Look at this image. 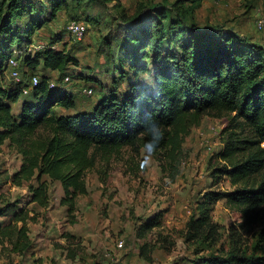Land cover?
I'll use <instances>...</instances> for the list:
<instances>
[{
  "label": "trees",
  "instance_id": "16d2710c",
  "mask_svg": "<svg viewBox=\"0 0 264 264\" xmlns=\"http://www.w3.org/2000/svg\"><path fill=\"white\" fill-rule=\"evenodd\" d=\"M30 1L0 0V14H5L0 37H7L0 42V147L10 143L22 156L21 166L10 180L19 187L29 184V203L49 207V184L43 180L47 176L61 183L64 204L73 210L77 197L88 192L86 175L96 167L99 155L107 163L123 148L138 150L151 139L142 123L149 115L164 130L155 153L161 152L174 163L191 129L200 126L204 118L233 115L232 124L224 130L226 142L211 158L209 167L212 186L226 178L233 189H211L204 194L198 213L187 224L185 238L199 246L220 242L222 227L213 221L212 214L222 200L240 212L243 227L250 226L264 203V55L222 25H189L184 15L174 21L164 10L155 15L145 11L140 21H126L117 34L121 41L115 61L130 75L127 95L112 96L88 114L59 116L55 109L76 107L74 97L59 84L78 61L65 48L57 47L63 42L58 35L35 57L14 56L16 49L33 44L34 32L45 24ZM56 1L55 10L67 3ZM24 11L35 14L36 20H21ZM43 20L49 21L45 17ZM12 56L20 60L24 78L36 75L34 70L42 65L58 74L57 85L52 88L50 77H40V83L28 95L23 94L28 81L4 86L7 61ZM142 73L151 74V85L139 81ZM20 96L26 100L20 114L15 115L12 104ZM33 181L37 184L32 185ZM11 207H0V217L11 215L0 223V244L24 255L33 248L29 222L36 220L31 216L34 208L10 212ZM158 224L154 219L146 223L139 236ZM233 241L230 251L210 255L204 263L264 264V257L247 254L238 239ZM142 256H147L145 248Z\"/></svg>",
  "mask_w": 264,
  "mask_h": 264
},
{
  "label": "rangeland",
  "instance_id": "374dc122",
  "mask_svg": "<svg viewBox=\"0 0 264 264\" xmlns=\"http://www.w3.org/2000/svg\"><path fill=\"white\" fill-rule=\"evenodd\" d=\"M57 2L30 1L37 10L34 13L45 24L34 32L33 44L16 49L14 56L35 57L51 39L62 37L63 42L57 47L65 48L78 64L71 65L64 75V78L70 76L71 82L65 83L63 79L59 84L74 97L76 107L55 109L59 116L88 114L112 96L127 95L130 75L115 61L121 41L117 34L126 21L128 24L140 21L145 11L155 15L156 11L164 10L174 21L184 15L189 25H222L264 55V28L257 26L259 19L264 20V0H67L55 10ZM35 14L24 11L20 19L36 20ZM1 19H5V14H0V22ZM74 20L84 21L90 27L81 41L67 33L68 24ZM5 38L1 36L0 42ZM152 62L148 60L149 64ZM34 73L52 81L58 78L57 73L42 65ZM139 81L153 83L150 73H142ZM13 82L10 75H5L4 86ZM84 88L93 89V94H85ZM24 100L26 97L20 96L12 104L15 115L20 114ZM232 119L233 115L204 118L186 137L176 163L166 160L161 152L147 153L143 147L123 148L107 163L99 155L96 167L86 175L88 192L77 197L73 210L64 204L61 183L47 176L43 180L49 184V207L29 203V184L19 187L10 180L20 168L22 156L16 146L5 143L0 147V207L14 206L10 212L22 207L34 208L31 216L35 215L36 220L29 222L31 251L20 255L0 244V264H205L206 257L218 255L222 250L230 251L234 238L247 254L263 258L264 203L254 222L243 227L240 212L222 200L212 214L213 221L222 227L220 242L211 247L199 246L185 238L187 224L198 213L204 194L211 189L223 192L233 189L226 178L212 186L209 169L211 158L226 142L224 130L232 124ZM10 218L11 215L0 217V223ZM153 219L159 224L140 237L138 233H142L143 225ZM120 241H124L122 248L118 246ZM143 248L147 252L145 257Z\"/></svg>",
  "mask_w": 264,
  "mask_h": 264
},
{
  "label": "built area",
  "instance_id": "2783aa9c",
  "mask_svg": "<svg viewBox=\"0 0 264 264\" xmlns=\"http://www.w3.org/2000/svg\"><path fill=\"white\" fill-rule=\"evenodd\" d=\"M257 26L258 28L263 29L264 20L259 19L257 21ZM89 28H90L89 25L85 23L84 21L74 20L68 24L67 33L71 38H74L77 41H81L87 35ZM7 66H8L7 75L8 76L10 75L11 79L15 83H21V82L28 81L27 82L28 86H24L23 88L24 95L30 94L33 88H35L40 83V76L38 75H34L31 78H27V79L24 78V72H23L24 68L21 66L20 60H18L16 57L14 56L10 57L9 60L7 61ZM71 79L72 78L70 76H66L64 78V82L69 83L71 82ZM50 84L52 88L57 85L55 80L51 81ZM83 91L85 94H88V95H92L94 92L93 89H90V88H84ZM118 246L120 248L124 247V241H120Z\"/></svg>",
  "mask_w": 264,
  "mask_h": 264
},
{
  "label": "clouds",
  "instance_id": "9594fccd",
  "mask_svg": "<svg viewBox=\"0 0 264 264\" xmlns=\"http://www.w3.org/2000/svg\"><path fill=\"white\" fill-rule=\"evenodd\" d=\"M142 123L145 130L151 133V139L144 142L143 148L145 152L153 153L164 136L163 127L158 120L150 115Z\"/></svg>",
  "mask_w": 264,
  "mask_h": 264
}]
</instances>
